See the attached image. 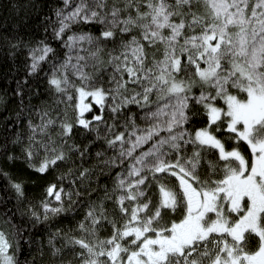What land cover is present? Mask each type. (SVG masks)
<instances>
[{"label": "snow or ice", "instance_id": "obj_1", "mask_svg": "<svg viewBox=\"0 0 264 264\" xmlns=\"http://www.w3.org/2000/svg\"><path fill=\"white\" fill-rule=\"evenodd\" d=\"M0 264H264V0H0Z\"/></svg>", "mask_w": 264, "mask_h": 264}, {"label": "trees", "instance_id": "obj_2", "mask_svg": "<svg viewBox=\"0 0 264 264\" xmlns=\"http://www.w3.org/2000/svg\"><path fill=\"white\" fill-rule=\"evenodd\" d=\"M0 86H2V85H0Z\"/></svg>", "mask_w": 264, "mask_h": 264}]
</instances>
